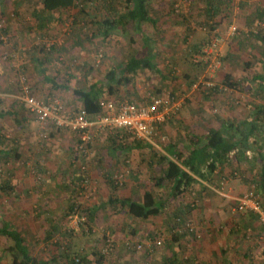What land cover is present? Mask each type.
Wrapping results in <instances>:
<instances>
[{
  "label": "rangeland",
  "instance_id": "374dc122",
  "mask_svg": "<svg viewBox=\"0 0 264 264\" xmlns=\"http://www.w3.org/2000/svg\"><path fill=\"white\" fill-rule=\"evenodd\" d=\"M148 1L155 24L145 23L140 33L130 27L117 29L108 39L92 35L97 27H92L91 20L95 17L102 21L111 13L108 8L97 6L95 1L84 3L86 5L83 9L91 13L87 16L79 15L77 0H52L50 5L53 9L50 14L56 21L52 29L41 35H37L32 18V10L40 7L39 0H5L8 3L5 7L0 3V11L3 9L5 13V20L2 22L0 19V69L7 70L0 82V102L4 110L11 112L14 109L12 97L8 95L13 91L20 93L14 79L19 71L22 72L21 69L28 76L33 96H39L37 98L44 101H57L66 112L81 109L73 90L102 82L109 69L129 54L150 60L156 70H136V75L132 76L135 95L127 97L126 90H132V86H118L116 95L110 97L105 91L101 99L141 104L148 102L157 93L175 97L181 108L173 116L185 113L184 122L178 130H172L174 138L164 132L165 141L161 143L177 141L178 134L183 141H189L184 125L187 124L193 131L197 127L196 120L200 122L201 116L210 119L209 122L213 120L215 126L222 119L232 120L235 124L247 117V104L264 105V88L260 81L254 80L255 76L264 77V47H238V42L249 34H264V18L260 21L257 16L259 9L264 8V0H232L224 14L216 18L218 25L213 31L210 29L213 24L205 20V0ZM115 11L121 13L122 7H115ZM232 26L237 28L234 35L229 34ZM143 36L150 38L148 46L144 44ZM213 37L220 39L217 51L208 58L206 69L194 70L196 81L208 80L213 83L216 91L208 96V90H203L202 86L198 89L193 86L189 88L184 73L190 68V60L204 63V60L197 57L203 55V47ZM193 45L201 46L200 51L187 55ZM54 46L53 60L44 73L48 78L45 81L39 69H34L30 63L35 57H44L40 48L44 47L48 51ZM150 50L155 56L149 54ZM228 55L239 57L236 60L230 57L231 64L250 62L254 68L243 69L242 65L233 64L236 68L229 69ZM216 59L221 62L220 69H212ZM83 65L93 67L86 82L82 71L77 69ZM26 67L28 69H24ZM226 74L232 76L237 84L236 89L224 86ZM65 78L67 81L63 80ZM53 80H57V84H67L69 89L66 92L59 91ZM21 111L23 114L26 112ZM25 125L20 129L12 115L0 119V228L10 225L17 228L24 235L32 256L43 260L57 257L56 264H69V259L78 261V256L74 254L77 252L90 264H95L92 252L97 250L104 256L102 264H162L167 257H176L177 264H264V225L258 215L254 222L249 220L246 223V213L232 212L235 202L227 203L224 197L211 196L209 192L208 197L201 199L197 205L195 203L193 208L192 201L188 202L190 197L183 196L170 202L165 193L167 205L159 217L133 221L125 211L115 212L105 203L111 190L106 187L107 182L103 181L111 173L117 186L122 182L131 183V173L134 172V166L139 164L137 180L146 183L143 172L149 168L152 154L145 153V150L143 154L129 152L127 157L123 155L129 164L123 170H113L111 168L116 164L105 154V138L111 132L109 129L97 127L100 132L96 126L91 129L93 142L88 154L82 157L74 150L76 137L71 132L59 131L53 136L50 129L43 139L40 138V125L37 121ZM131 144L128 138L125 145ZM105 160L109 162L106 165ZM72 161L78 165L75 172L71 169L67 171ZM15 165H19V169L15 168L14 171L12 167ZM38 165H43L45 170L39 167L41 170L38 168L37 173ZM233 165L240 164L232 161L229 170L233 171L231 175L234 178L245 185V192L248 187L256 185V176L253 180L247 179L245 169L238 166L237 170ZM56 167L60 168L59 173H63L64 169L66 174L57 176L59 173L55 174ZM86 172L91 183L84 187L81 181ZM73 174L83 176H79V181ZM120 175L125 176L119 179ZM226 180L218 191L223 190ZM54 184H67L70 190L66 193L60 188L56 190L58 195L50 193V187ZM164 187L162 191L167 192V186ZM42 190L45 194L40 192ZM258 193L264 207V192ZM186 205L191 208L187 210ZM94 207L98 209L95 218L89 220V210ZM173 210L186 212L185 216L180 215L179 218L183 217L194 226L196 236L186 237L184 233L179 235L172 231L177 227V218L170 225ZM51 221L58 231L51 242H45ZM177 228L180 229L179 223ZM175 236L178 237L176 242L173 240ZM154 240L163 243L158 248H148ZM139 245L142 248L139 249ZM6 246L5 239L0 236V264L10 263L4 252ZM66 253L69 258H66Z\"/></svg>",
  "mask_w": 264,
  "mask_h": 264
},
{
  "label": "trees",
  "instance_id": "16d2710c",
  "mask_svg": "<svg viewBox=\"0 0 264 264\" xmlns=\"http://www.w3.org/2000/svg\"><path fill=\"white\" fill-rule=\"evenodd\" d=\"M93 1L96 2L97 6L99 5L104 9L108 8V12H111L110 15L104 18L102 21L96 19L95 17L93 20H91L90 24L92 25V27H97V31L92 32V35H94L95 37L108 39L117 29H125L127 27H130L134 31H138V33H140L141 28L145 23L155 24V21L152 17L153 10L148 0H77L76 6L79 10V15L85 14L87 16H90L91 13H88L83 8H85L86 5H84V3H91ZM231 1L232 0H205V20L206 23L213 24L210 27L211 31H213L215 29V26L218 25V23L216 22V18L224 14ZM39 2H41L42 8L35 9L32 13V18L35 22V30L37 35H41L45 31L52 29L56 21L50 14L53 9V7H51L50 5L52 0H39ZM117 6H119L120 8L122 7V12L119 14H117V12L115 11V7L117 8ZM257 16L259 17L260 21H263L264 8L259 9ZM143 37L144 44L148 46L150 38H147V36ZM209 40L211 41V39ZM76 44H78V42ZM238 45L240 46V48L250 49L259 48L261 45L262 47H264V34L251 33L248 37H245L244 40H240L238 42ZM199 48L200 47L193 45L188 51L187 55H190V53H198L200 51ZM55 49V46L49 48L48 51H46L44 47L40 48V52L43 53L44 57H35V59L30 63L31 67L37 70L39 69V74H41V76H44V78H46V76L44 75L45 70L48 69L49 63H51L53 60L52 52H55ZM149 54L155 56L152 50L149 51ZM254 58L257 62H260L259 59H257L256 57ZM189 64L190 68H188L189 70L184 73V79L189 82V88H191V86L198 82L196 81L194 70H204L207 68V64L205 62L194 63L193 60H190ZM249 64L251 63L246 62V66H248ZM24 69H28V67ZM77 69L82 71L84 75L83 79L86 82L89 79L87 76L93 69V67L83 65L82 67H77ZM137 69H148L150 71L156 70L155 66L150 60H146L142 57L137 58V56H135L134 54L126 55L122 60H120L109 69L108 73L105 75V79L102 82L92 83L87 86L85 85V83H83L85 86L74 89V98L80 103L81 109H85L89 117L94 120L95 117H97L101 113L99 102L100 100H102L101 98L103 92L106 91L107 95L111 97L118 93V86H132V90H126V94L127 97L135 95L133 91L132 76L133 74H135ZM69 76L72 75L69 74ZM166 78L170 77L166 76ZM47 79L48 78H46L45 81H48ZM256 79L260 80L259 76H255L254 80ZM63 80L67 81L66 78ZM262 81L264 82V80ZM52 82L55 83V88L57 89H69V86L67 84H57V80H53ZM223 84L226 88H229L231 90L237 88V84L232 80V76L230 74H226L224 76ZM200 86H202L203 90H208V96L214 94L216 91L215 88H205L203 85ZM262 86L264 88V84H262ZM158 94L160 93H157V95ZM208 96L206 98H209ZM20 108L21 110L27 111L29 113V110L25 104L21 105ZM255 110L258 115L260 114L262 116V119L264 120V106L256 108ZM64 113L68 114L70 112ZM5 115H12L14 117V122H16L19 114L16 109H12L11 112L5 111L3 104L0 102V119ZM173 118L174 116L170 117L167 121L171 123V119ZM233 127V123H224L221 130L211 131L202 138L194 136L193 133H191L192 136L190 137L189 134H187L189 138V146H191L190 149L180 152L177 151L174 153L170 152L169 155L172 157V160L164 156L158 157L157 162L160 164V166H162L163 164L165 166L159 182L165 184V186H167V189L169 190L168 201L172 202L173 200L182 197L188 190H190L195 186V184L198 183V180L207 182L208 176L216 171L217 164L222 165L226 163L229 160L232 152L236 151L237 155H241L244 153L243 149L245 148V144L250 143V137L246 136L237 140L235 137H228L227 133H229L230 130L233 129ZM52 128L60 130L55 127ZM127 136H129V134H126L124 131H111L105 138L106 144L111 148V150H114L116 148L122 149L126 146L125 143L128 140ZM178 140H181L183 142L182 137H179ZM0 142H2L1 137ZM134 144L140 147H144V142L141 141ZM148 146L149 145L146 143L145 147ZM171 147L173 146H170V148ZM107 184H109L111 187V193L109 194L106 204L114 209L115 212L125 209L124 213L127 214L133 221L137 219L146 221L149 219L157 218L163 213L166 208L167 201H158L156 197L149 191H144L143 195L140 198V201H136L133 199H118L114 195V192L118 189V186L116 183H114L112 176L109 177ZM255 187L257 192H264V166L261 169L260 175L258 177V182H256ZM118 206H120L121 209L117 210L116 208H118ZM71 208H73V205ZM190 208V206L186 205L187 210ZM97 210L98 209L95 207L89 210V220L95 218ZM180 215L185 216L186 212H182L181 210L172 211V213L170 214L171 223L169 222L171 226L172 223L175 222V219L179 218ZM57 231V226L51 221L46 232V237L44 239L45 242H51V240L53 239V235H55ZM0 236L3 237L7 243L4 252L10 260L9 264H56V261L58 260L57 257L52 258L51 260H43L39 257L32 256L30 247L28 246L24 235L17 228L11 225L8 227L2 226L0 228ZM173 240L175 242L178 241V237H173ZM74 254L78 256V261L69 259V264H90V261L86 260L85 257L79 256L77 252H75ZM61 255L62 254H59L58 256ZM68 255L69 254L66 253V258L70 257ZM92 255L94 257L95 264H102L104 256L100 253V251L95 250L92 252ZM162 264H177L176 257H167Z\"/></svg>",
  "mask_w": 264,
  "mask_h": 264
},
{
  "label": "crops",
  "instance_id": "0c3cea01",
  "mask_svg": "<svg viewBox=\"0 0 264 264\" xmlns=\"http://www.w3.org/2000/svg\"><path fill=\"white\" fill-rule=\"evenodd\" d=\"M4 1L5 0H0V3L2 5H4V7H5V4L7 5L8 3L7 2L5 3ZM21 1H23V0H21ZM39 8H42V4H40ZM35 9H38V8H34L32 10V13H33V11ZM4 16H5V13H4L3 9H2V11H0V19H2V22L5 20ZM6 19L8 20V17H6ZM238 47H240V46L238 45ZM230 57L234 58V60H236V58H239L238 55H235V56H229L228 55L227 58L229 60V66H230V68L228 67L229 69H235L236 68V66L233 67V64H235L237 66L242 65L243 69H245V68L246 69H253L254 68L252 66V64H249L248 66H246V63H244V62H241V63L239 62V64H236L234 62L233 64H231V58ZM6 72H7V70L0 69V82H1V79H2L1 78L2 75H6L7 74ZM10 77H11V74H10ZM12 77H11V80H12ZM43 78H44V76H43ZM259 78H260V80H258V79H256V80L260 81L261 85L264 84V82L262 81V80H264V77L263 76L262 77L259 76ZM5 80L7 81L8 77ZM58 90L60 91L61 89H58ZM62 91L66 92V90H62ZM18 95H20L19 92L16 93V92L13 91V93H11L8 96L12 97V102L13 103H11V101H9V102L11 104H13L12 107H14V109H16L18 114H19L17 119H16V122H14V123L18 124L19 128L21 129V128L26 127L25 124H27V123H29L31 121H36V119L31 114H29L27 111L23 114V111H21V109H19L20 106L24 105V104L21 103V101L19 100V96ZM37 97H39V96H37ZM50 101H51L50 99L46 100V102H50ZM150 101H151V99L148 102H144V103L141 102V104L149 103ZM138 104H140V103H138ZM247 107H248V109H247L248 110L247 117L244 118L243 120L235 123V124L233 122H231L232 120L228 121V120L222 119L221 123H218V125L215 126V123L213 122V120H211L209 122L210 119L207 120L206 117L202 118V116H201L199 118L200 122H197V120H196V124L195 125L197 127H195L193 129V131H192V129H189L188 125L185 123L186 126L184 125V128L187 130V133L185 135L189 134V137L192 136L191 133H193L194 136L202 138V137H204L205 135H207L211 131L221 130L224 123H226V124L233 123L234 124L233 129L230 130L229 133H227L228 137H235L236 140L240 139V138H243V137H246V136L250 137L249 138L250 143L249 144H245L246 147L243 149L244 151L242 150L244 152L243 154L237 155L236 151L232 152L230 157H229V160L226 163H224L222 165L221 164H217L216 171L213 174L208 176L207 182L206 181L203 182V181H199L198 180V183L195 184L194 187H192L190 190H188L183 195L185 197L187 196V197L191 198L188 202L192 201L193 204L196 203V205H197V203L198 204L201 203V199L205 200V198L208 197L207 193L209 192V195H211V196H218L219 195V196L224 197V200L227 203H230V202H235L236 203L238 198L245 192V185L242 184L238 179L234 178V176L231 175L233 171H231L229 169H230V163L232 161L236 162L237 164H240V166L239 165H237V166L233 165L234 169L238 170L239 167L242 170L245 169L246 175L248 177L247 179L253 180V178L255 176L257 178L259 177L261 169L264 166V143H263L264 142V120L262 119V116L260 114L258 115V113L256 112L255 109L262 107V105H253L252 104V106H251V105L247 104ZM251 107H253L252 110L250 109ZM21 114H23V115L21 116ZM184 115H185V113L182 112V113H180V115H178V116L174 117L173 119H171V123L167 121L165 124L160 126L158 140H156L157 145H155V144L153 145L151 143H147L149 146L148 147L144 146L145 147V149H144L143 146L140 147V146L135 145L134 143H138L139 141H136V139L133 138L130 135L127 136V137L130 138V140L132 141V144L129 145L128 147L126 146V147H123L122 149L121 148H116L114 150H111V148L106 144L105 154H108L110 156V159L114 161V164H116V166H113L111 168L113 170L114 169L123 170V167H125L126 164H129L128 160L123 159V155H126L129 152H130V154L141 153V152L143 154V150H145L146 151L145 153H147L149 155L152 154V157H150L151 159L149 160V165H148L149 168H147L143 172V175L146 178V183H144L143 181L141 182V181L137 180V178L139 176L138 175L139 174L138 169H139L140 165L138 164L137 166H134V172L131 173V183H123L122 182L121 185L118 186V189L114 192V195L118 199H133V200H136V201H140V198L143 195L144 191H149L156 197V199L158 201L159 200H162V201L168 200L167 197H169V190L167 192H163L162 190H165V187H164L165 184L159 182V179L162 176V171L164 170L165 166H164V164L162 166H160V164L157 162L158 161V157L159 156H164V157H167L170 160H172V157L169 155L170 152L174 153V152H177V151L180 152V151H183V150H188V149L191 148V146H189V141H187V140L183 141V142L178 140V138L180 137L179 134H178L177 141L176 140H168L166 143H161V142H163L161 140V137H165L163 133L164 132H168V133L171 134V138H174V136H173L174 134H172V130L173 129H177L178 130L179 127H181L183 125L182 123L184 122ZM189 125H190V122H189ZM251 128H252V130H251ZM99 130L100 129L97 128L98 132H100ZM59 131H64V130H56V129L52 128L51 133L54 136ZM120 131H122V130H120ZM190 131H192V132H190ZM91 132H93V131L91 130ZM71 134L74 135L73 133H71ZM74 137H76V136L74 135ZM76 138H75V140H76ZM257 142L259 144L260 143L261 144L259 145V144H257ZM170 146H173V147L170 148ZM169 149H171V150H169ZM125 157H127V155L124 156V158ZM241 159L244 162V163L242 162L243 164L240 163ZM99 160H101V158ZM106 162H108V161L105 160V165H106ZM100 163H102V162H100ZM70 166H72V167H70ZM76 166L78 167V165H76V163L74 161H72L69 164V167L67 168V171L71 169V170H73V172H75V170L77 168ZM39 167H42L41 169L43 171L45 170L43 165H38L37 168H36L37 173H38V171L40 169ZM110 167H111V165H110ZM110 167H108V168H110ZM15 168L19 169V165L13 166L12 170L15 171ZM106 168H107V166H106ZM56 170L57 171L55 172V174L57 175L59 173L60 168L56 167ZM63 171H64L63 173H59L57 176H62L64 174H66L65 173L66 171L64 169H63ZM80 175H78V174L74 175L73 174V176H75V178H78V179H79ZM228 175L230 176L229 178H227ZM82 176H80V177H82ZM106 176L107 177H106V179H104L103 182H107L108 183V179L112 175H111V173H108ZM224 178L227 179L226 180L227 181L226 185H225V187L223 188L222 191H218V189L220 188L219 186L223 183V181H225ZM80 180L81 179H79V181ZM247 181L248 180H246V182ZM22 185H23V183H22ZM107 185L108 186H106V187H108V189L111 190L110 185L109 184H107ZM126 187H127V189H126ZM60 188H61V190H64L66 193H67L68 190H70L67 184H64V185L63 184L62 185L54 184L53 187H50V193H55L56 195H58L56 190L60 189ZM246 189H247V184H246ZM4 190H8V189L5 188ZM40 192L43 193L44 191L42 190ZM110 193H111V191H110ZM165 193H167L166 194L167 197H165L166 196ZM43 194H45V193H43ZM108 197H109V195H108ZM107 201H108V198H107L106 202ZM116 209L119 210V206ZM124 210L125 209H123V211ZM119 211H117V212H119ZM256 217H257V214H254V213H251V212H246V223L249 220H250V222H254L255 221L254 218H256ZM252 249H254V248L252 247ZM246 257H248V256H246Z\"/></svg>",
  "mask_w": 264,
  "mask_h": 264
},
{
  "label": "built area",
  "instance_id": "2783aa9c",
  "mask_svg": "<svg viewBox=\"0 0 264 264\" xmlns=\"http://www.w3.org/2000/svg\"><path fill=\"white\" fill-rule=\"evenodd\" d=\"M236 27L229 28V34L236 33ZM220 44L219 37H213L211 41L205 44L201 53L200 60L208 62V58L217 51ZM212 69H220L221 62L216 59L212 64ZM19 71L14 79L20 95L19 100L25 104L30 114L36 119L40 125V138H46L52 127L60 130H67L73 133L76 138L75 151L78 155L85 157L88 154L89 146L93 142V135L91 129L96 127L107 128L112 130H122L126 134L131 135L137 141L155 144L158 140L159 128L170 117L177 114L181 108V104L175 97L163 96L162 94L151 97V101L145 104H138L135 102L123 101L116 102L111 99H102L99 102L101 113L91 119L85 109H77L69 111L66 110L57 101L46 102L31 94V86L28 76L25 75L23 69ZM200 85L205 88H213V83L208 80L198 81L193 85L194 89H198ZM165 141V137H161ZM84 169V168H83ZM129 171H127V174ZM125 175H120L122 179ZM82 185L87 187L91 183L87 172L82 178ZM195 207V204H192ZM232 212L246 213L251 212L257 214L264 225V209L261 202V197L255 186H250L248 190L238 198L234 204ZM177 227L173 229L175 234H183L188 236H196L197 231L194 226L183 217L177 218ZM177 229V230H176ZM161 240H154L149 243L148 248H158L162 245ZM138 248H142L140 245Z\"/></svg>",
  "mask_w": 264,
  "mask_h": 264
}]
</instances>
